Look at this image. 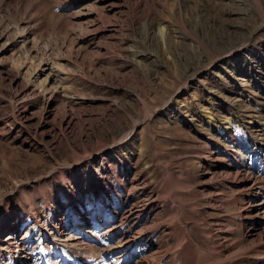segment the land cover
<instances>
[{
    "label": "rangeland",
    "instance_id": "374dc122",
    "mask_svg": "<svg viewBox=\"0 0 264 264\" xmlns=\"http://www.w3.org/2000/svg\"><path fill=\"white\" fill-rule=\"evenodd\" d=\"M0 264H264V0H0Z\"/></svg>",
    "mask_w": 264,
    "mask_h": 264
},
{
    "label": "bare ground",
    "instance_id": "6f19581e",
    "mask_svg": "<svg viewBox=\"0 0 264 264\" xmlns=\"http://www.w3.org/2000/svg\"><path fill=\"white\" fill-rule=\"evenodd\" d=\"M160 48H161V51H162V56H165V54H166V52H167V50H166V46H164V45H166V31H167V28L166 27H162V29H160ZM163 45V47H162V45ZM173 65V61H169V65ZM208 117H209V120H208V122H213L214 124L215 123H217V121L218 122H220L219 120H217V118H216V116L213 114V113H210L209 115H208ZM9 245H12V244H9ZM14 245V244H13ZM10 247V246H9ZM19 247V246H18ZM17 247V248H18ZM23 248V247H22ZM184 256V255H183Z\"/></svg>",
    "mask_w": 264,
    "mask_h": 264
}]
</instances>
